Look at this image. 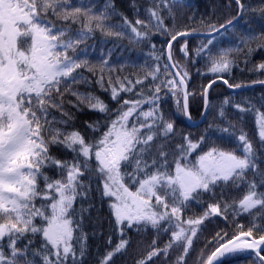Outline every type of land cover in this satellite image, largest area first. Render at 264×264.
Masks as SVG:
<instances>
[{
    "label": "snow or ice",
    "instance_id": "1",
    "mask_svg": "<svg viewBox=\"0 0 264 264\" xmlns=\"http://www.w3.org/2000/svg\"><path fill=\"white\" fill-rule=\"evenodd\" d=\"M0 264H264V0H0Z\"/></svg>",
    "mask_w": 264,
    "mask_h": 264
},
{
    "label": "trees",
    "instance_id": "2",
    "mask_svg": "<svg viewBox=\"0 0 264 264\" xmlns=\"http://www.w3.org/2000/svg\"><path fill=\"white\" fill-rule=\"evenodd\" d=\"M193 3L194 4H199L200 7H201V10H203V6L207 3V0H193ZM221 99H222V97H221ZM253 128H254V123H250L249 130L251 131V129H253ZM192 131L195 134L196 130L193 129Z\"/></svg>",
    "mask_w": 264,
    "mask_h": 264
}]
</instances>
